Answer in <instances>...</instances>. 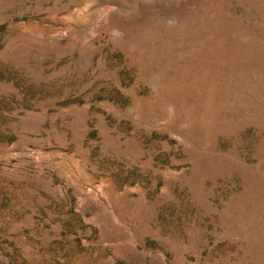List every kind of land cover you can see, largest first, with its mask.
I'll return each instance as SVG.
<instances>
[{"label":"rangeland","instance_id":"obj_1","mask_svg":"<svg viewBox=\"0 0 264 264\" xmlns=\"http://www.w3.org/2000/svg\"><path fill=\"white\" fill-rule=\"evenodd\" d=\"M0 264H264V0H0Z\"/></svg>","mask_w":264,"mask_h":264}]
</instances>
